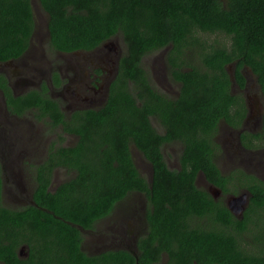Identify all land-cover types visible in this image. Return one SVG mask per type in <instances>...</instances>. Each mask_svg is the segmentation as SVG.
I'll return each mask as SVG.
<instances>
[{"label":"trees","instance_id":"obj_1","mask_svg":"<svg viewBox=\"0 0 264 264\" xmlns=\"http://www.w3.org/2000/svg\"><path fill=\"white\" fill-rule=\"evenodd\" d=\"M49 17L50 45L66 52L91 50L121 35L126 52L100 108L78 109L68 117L48 85L14 97L19 113L36 107L54 124L78 136L73 145L54 140L37 164L33 201L3 204L0 164V261L3 264H264V182L243 169L225 174L216 155L221 121L240 128L248 106L232 92L246 86L245 68L264 95V0H40ZM31 0H0V63L22 56L35 30ZM200 33H224L230 42H209ZM168 48L167 61L177 93L158 88L144 67L147 54ZM194 61V62H193ZM197 61V62H196ZM234 66L233 77L229 66ZM58 75V74H57ZM55 80L59 84L60 79ZM20 101V102H19ZM27 108V109H28ZM262 131L242 133L245 145ZM179 142V168L164 155ZM150 162L151 176L137 167L131 146ZM251 145V144H249ZM253 146V145H251ZM72 177L50 190L56 168ZM224 193L248 189L242 217L227 202L197 185L198 175ZM147 199V230L128 248L89 253L83 230H94L132 192ZM205 219L196 224L197 219ZM261 243L245 247L242 234ZM27 245L29 255L19 249Z\"/></svg>","mask_w":264,"mask_h":264},{"label":"rangeland","instance_id":"obj_2","mask_svg":"<svg viewBox=\"0 0 264 264\" xmlns=\"http://www.w3.org/2000/svg\"><path fill=\"white\" fill-rule=\"evenodd\" d=\"M32 6L36 21V28L31 44L29 46V49L24 53L20 60H15L14 65H11L9 67L10 72L12 71L16 73L17 80L24 78L25 80L32 81L30 86L33 85L34 82L35 84H37L39 80L44 77V72L41 73L40 71V69H45L43 68L44 65H47L50 61L56 64L61 62V57L57 55L58 51L54 50L50 45V35L47 26L49 20L48 15L45 11H43L40 0H32ZM200 34L202 38L208 40L209 42H230L229 36L225 35L224 33ZM119 40L121 43V48L123 49V54H125L127 48L125 45V41L121 35L114 38V41H118V43ZM167 51L168 48H165L147 54L144 58V67L151 74L152 80L154 84L158 86V88H161L162 90L174 95L177 93L178 85L171 79L170 66L167 61ZM0 69L4 70L1 65ZM39 71L41 74L37 73ZM233 71L234 66H230L229 72L232 77L234 74ZM244 73L247 77L246 86L244 88H241L234 80L232 84V92L235 94L241 93L244 98H246V96H250L256 112V114L254 115L258 117V111L262 109L263 113L264 110V101L261 95V88L258 85L256 76L249 68H245ZM57 94L58 95L55 96H59L63 99V97L60 95V89ZM64 105L66 106V102L64 103ZM103 105L104 103H98L96 105L90 106V108L98 109ZM65 110L69 111L70 109L65 108ZM71 110L69 112H71ZM254 122L255 117L250 120L249 125L252 127ZM33 124L34 128L37 130L36 134L39 135L38 128L39 126L40 128H42L43 124L36 122V120L33 122ZM43 129L45 130V132H43L45 137H35L33 138V140L29 141L27 145L21 144L22 147H20V150L33 159L31 160V162L38 160L43 161L46 158V154L49 150L48 146L54 141L53 139L58 140L60 139V136L63 135L62 144L66 145H73L77 141V137H75L74 135L63 134V131L58 127L49 129L47 125H44ZM256 129H259V126L256 127ZM26 135L27 137L31 136V133L27 132ZM215 140L221 145V149L216 155V161L219 167L224 171V173L232 172L237 168H243L244 170H246V164H249V162L252 161L254 165V162L261 161L263 162V164L259 166V172L264 175V160H255L250 155H247L238 144L237 131L231 130L227 126L226 122L222 121V123L220 124L219 131L215 135ZM48 143L49 145L46 147ZM131 150L138 169L143 174L147 175L148 178H150L152 170L150 162L133 144L131 146ZM163 150L168 165L173 169L179 168V155L182 150V144L179 142L167 143L164 146ZM262 150L264 151V145L262 147ZM26 160L29 159L26 158ZM7 161L9 165L10 163H12L14 167L13 171L15 173H20V176L19 178H17L14 175L15 173L12 174L10 173V170H7L3 204L7 205L8 207L15 208L21 203L25 202V200L29 199L35 178L34 176L29 177L31 174L26 173L24 174L25 177L23 176L22 171L19 168V165H21L20 158H7ZM73 174L74 172L68 171L67 168H56L53 175L52 187L54 188L59 183H62L64 180L69 179ZM197 185L200 188L208 190V187L205 184L204 175L202 173L198 175ZM238 189L239 190L233 194L240 195L245 191V188ZM230 196H227V199ZM147 207V199L142 192L135 191L130 193L128 198L124 199V201L120 202L117 205L116 209L111 215L100 220L97 223L94 230L84 232L83 249L89 253H99L108 249L116 248H129L131 250H135L137 247V240L139 236L144 234V232H146L147 230L145 213ZM205 222L206 220L202 218H198L196 220V224H203ZM242 237L245 243V247L249 248L250 250L260 249L261 243L255 242L249 233L242 234ZM165 261L166 257H164L162 264H164Z\"/></svg>","mask_w":264,"mask_h":264},{"label":"flooded vegetation","instance_id":"obj_3","mask_svg":"<svg viewBox=\"0 0 264 264\" xmlns=\"http://www.w3.org/2000/svg\"><path fill=\"white\" fill-rule=\"evenodd\" d=\"M35 26H36V21H35ZM34 32L32 38L34 36ZM118 36L119 35L105 41L100 46L91 50H76L71 52L56 50L58 51L57 55L61 57L60 58L61 62L56 64L50 61L47 65H44L43 68L45 69H40L41 73L44 72L43 73L44 77L41 80H39L37 84H35L34 82V84L31 86L30 84L32 83V81L25 80L24 78L17 80L16 73L12 71L10 72V68H9L11 65H14L15 60H20V58L24 54L19 58L10 59L8 61L1 62L0 65L2 66V68H4V70L0 69V75L3 74L6 77L7 85L12 89L14 97H22L24 94H28L32 89L35 88L41 89L44 83L47 84L49 87L48 93L51 95V97L59 101L60 106L65 111L66 116L70 117L72 112L75 110L90 108V106L96 105L98 103L105 104L108 97L110 84L118 73L120 58L123 55V49L121 48L120 40L119 43L118 41H114V38ZM40 71L37 73L41 74ZM56 76H58L60 79L59 84L55 80ZM59 89H60V95L63 97V99L59 96H55L58 95L57 93L59 92ZM261 95L264 101V95L263 94ZM245 100L248 106V111L246 117L242 122V126L240 128H236L230 125L228 122L226 121L224 122L227 123V126L231 130L237 131L238 144L241 146V148L243 149V151H245L247 155H250L255 160H260V159L264 160V151L262 150V147L264 145L263 144L264 140H259L258 138H256V136L253 135V137H251L253 138V140L249 142L247 139L246 140L247 145H245L242 139L243 132L249 131L252 134L258 135V133L262 131L264 110L262 113V109H260V111H258L259 112L258 117H256V115H254L256 114V112L254 109V105L252 104L251 101L252 99L250 98V96H246ZM65 102H66V106L64 105ZM27 108L25 111L21 113L15 111V106L13 104L12 99L9 98L6 90L3 89V87L0 85V164L2 169L3 180H4V188H5V179H7L6 177L7 170H10V173L12 174L15 173L13 171L14 167L12 163H10L9 165L7 158L9 159H13L15 157L18 159L20 158L21 165H19V168L21 169L23 176L26 173L32 175V176L30 175L29 177L34 176L35 178L29 199L28 200L24 199L25 202L21 203L19 206H23L28 203L35 204L33 201L34 189L37 183L35 177V169L38 166L37 164L43 162L48 156V152H47L46 154L47 156L43 161L38 160L31 162V160L33 159L20 150V147H22L21 144L27 145L28 142L33 140V138L35 137L36 138L45 137L43 134V132H45V130L43 129L44 125H47L49 129L58 127L62 131H64L63 123L54 124L53 121L54 119L53 117L50 116V114H47L46 116H42L41 111L38 110L36 107H31L28 109ZM65 108H69L70 110L71 109L72 110L71 112H69L70 110L66 111ZM254 117H255V122L251 127L249 123L250 120ZM35 120L36 122L43 124L42 128H40V126L38 128L39 135L36 134L37 130L34 128L33 122ZM221 123L222 121L220 122V124ZM258 126L259 129H256V127ZM27 132H30L31 136L27 137L26 135ZM64 134L74 135L78 139L77 135L70 133L66 130ZM58 141H60V139H58ZM52 144L53 142L50 145L48 143L46 147L49 145L48 147L50 148ZM26 158H28L29 160H26ZM262 164L263 162L257 161L254 162L253 165L251 161L249 162V164H246V170H244L243 168L242 169L246 171L248 174L255 175L264 182V175L259 172V166ZM222 172L224 173L223 170ZM225 174L228 175L230 174V172ZM14 175L17 178H19L20 173H15ZM204 179H205V184L208 187V191L210 192V187L214 184L210 183L205 177V175H204ZM52 184L53 181L50 184L49 189L54 191L56 190L58 185L53 188ZM4 188H3V195H4ZM219 189L220 192H215V193L210 192L215 199L222 198L224 201L227 202V196L230 195L238 196L233 193H224L221 188ZM243 193H246L247 201L244 204H241L243 207L242 212H240V214H236L232 210L234 214H236L238 217L243 216L244 211L249 205L250 197L252 196L251 192L248 189H245ZM235 207L237 206L235 205ZM82 230H83V234L85 231H91V230L84 231V229ZM83 245H84V240L82 243V247ZM27 248H28L27 245H22L20 247L19 255L21 257H27L29 255ZM0 264L3 263L0 261Z\"/></svg>","mask_w":264,"mask_h":264},{"label":"water","instance_id":"obj_4","mask_svg":"<svg viewBox=\"0 0 264 264\" xmlns=\"http://www.w3.org/2000/svg\"><path fill=\"white\" fill-rule=\"evenodd\" d=\"M210 192H213V193H215V192H220V189L217 188L215 185H212V186L210 187ZM246 201H247V195H246V193H242V194H240V195H238V196H230V197L227 199V202H228L229 207H230L231 210H233L236 214H240V212H242L243 207H242L241 204H243V203L246 202ZM235 205H236L237 207H235ZM145 213H146V211H145ZM22 249H24V248H22ZM133 251H134V253H135V252H136V249L133 250Z\"/></svg>","mask_w":264,"mask_h":264},{"label":"clouds","instance_id":"obj_5","mask_svg":"<svg viewBox=\"0 0 264 264\" xmlns=\"http://www.w3.org/2000/svg\"><path fill=\"white\" fill-rule=\"evenodd\" d=\"M42 7V6H41ZM49 29V28H48ZM28 50V49H27ZM231 66V65H230ZM230 66H229V68H230Z\"/></svg>","mask_w":264,"mask_h":264}]
</instances>
